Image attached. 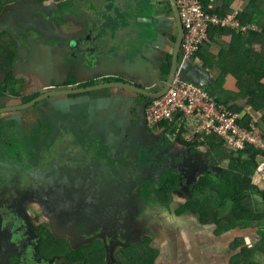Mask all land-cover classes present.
<instances>
[{"label": "flooded vegetation", "instance_id": "flooded-vegetation-1", "mask_svg": "<svg viewBox=\"0 0 264 264\" xmlns=\"http://www.w3.org/2000/svg\"><path fill=\"white\" fill-rule=\"evenodd\" d=\"M43 1L51 3L42 5L44 11L37 9L36 5L29 6L28 3L23 5L14 3L9 6L10 3L7 4L8 8L4 4L0 10V52L4 49L0 54V119L4 122L15 120L18 124V130H9L8 134H5L9 139L8 145L11 146L12 141L16 140L25 142L24 149L13 145L12 159L10 162L3 161L2 165L6 168L0 169V207L11 215L14 211L21 213L18 214L20 220L17 221V227L13 228L11 222H4L7 215H3L0 210V260L3 259L4 264H19L23 260L25 264H127L128 257L133 253L141 259L144 255L147 257L155 254L156 260L164 257L163 254L167 255V252H163L165 249L161 251L151 244L153 236L160 232L156 216L161 220L164 219L161 214L180 216L176 211L190 200L193 185L204 174L216 175L215 172L221 169L222 163L219 160H222V157L216 155V159L210 162L209 173L202 175L197 173L196 179L191 177L187 180L188 185L183 181L182 186L176 172H170L174 164L169 163L165 167L163 156L158 155L171 141L168 136L169 130L167 127L155 126L160 131L151 135L150 132L146 131L145 134L142 132V136L134 141L146 144L141 145L139 151V158L142 161L150 157L158 159L155 169L145 170L146 173L139 175L126 165L127 161L122 152L124 146L133 144L129 136L130 138L135 136L134 132L138 130L123 122L120 123V134L112 137L115 142H120L111 153L117 167L114 171L109 167L112 165V159L102 153L103 146L99 143L98 136L94 134L87 136L88 133L84 132L86 137L77 138V143H68L66 132L53 148L55 155L52 154L53 151L47 153L45 148L48 144L49 149L56 142L54 134L59 127L62 126L68 131L71 124L72 128L73 124L80 127L87 125L83 118L63 114V111L67 113L73 109L67 111L63 107L61 110L51 106L47 96L62 89L75 91L72 94H87L93 92L92 87L120 79L91 78L79 82L81 77L71 72L63 81L55 79L59 82L53 84L56 88L32 82L26 67L32 64L42 65L43 56L50 51L47 47H64L63 39L75 38L77 41L82 36L64 35L63 31L67 20L78 21L76 15L65 10L82 12V0ZM122 1L123 7L129 0ZM142 2L143 0H133V10L135 11ZM155 6L162 9L171 20L174 18L170 12L172 10L173 13L170 0H156ZM60 11L66 13L64 20L59 16ZM154 22H157V18ZM160 25L164 26L165 22L162 21ZM175 26L173 22L172 30ZM168 29L167 25L161 30L162 36L168 37L170 41V51L166 55L165 63L160 66V70L163 71L162 83L169 74V72L166 74L164 69L174 48L175 40H171V35L176 34L172 31L169 33ZM172 56L173 54L171 62ZM181 59L182 56L179 54V60L183 62ZM66 81L72 87L63 88ZM80 90L90 91L77 92ZM98 90L100 89H94ZM138 98L142 116L146 119L147 97L138 95ZM35 110L38 111V115L35 114ZM146 125H149L147 120ZM12 132H18L20 138L11 139ZM35 132L39 137L34 136ZM31 138L34 139L31 141L29 140ZM163 140H166L165 143H162ZM29 141L31 149L28 146ZM42 143L45 145L43 150ZM75 144L79 150H74L72 146ZM183 145L196 147L200 144ZM104 147L108 150L107 146ZM136 149L135 146L132 152L135 153ZM90 150L94 151L92 158L85 155ZM220 150L221 148L217 149L216 154L220 153ZM188 152L185 147L184 153ZM80 156L86 166L80 164L79 167L74 165L71 167L62 162L63 158L78 159ZM143 165L146 166L145 163ZM197 167L200 172L202 170L200 164ZM49 168L50 171H47ZM170 175L177 177V188L171 195L172 203L176 204L175 213L170 211L172 203L167 208L159 198L162 182ZM99 176L102 179H99ZM169 222L171 221H162L163 232L168 236V242L173 244L168 245V253L192 252L188 235L182 242L181 237L179 238L181 230L184 229L183 224L180 222L182 225L175 226ZM214 228L215 233L216 226ZM219 243L216 239L212 245L217 247ZM146 245L150 250L145 253ZM80 253H85L86 259L71 258L72 255ZM186 262L188 263L185 264H194L191 260Z\"/></svg>", "mask_w": 264, "mask_h": 264}, {"label": "crops", "instance_id": "crops-1", "mask_svg": "<svg viewBox=\"0 0 264 264\" xmlns=\"http://www.w3.org/2000/svg\"><path fill=\"white\" fill-rule=\"evenodd\" d=\"M34 1L30 0L29 4L36 5L39 10H42V5L48 2ZM98 1L82 0L84 12L82 11L80 16L76 15L78 21L70 20L68 22L66 19L67 21L63 30L64 35L75 34L77 37L84 34L85 23L100 22L108 19L107 23L102 22L96 31L90 33L91 40L79 37L78 42L72 44V46L80 44L87 47V49L70 48L65 45L67 39H63L64 42L62 44L64 47H47L50 51L43 56L42 65L32 64L26 67V72H28L32 82H38L41 86L56 88L53 84L59 83L57 80L63 81L69 77V73L74 72V74L81 77L78 80L79 82L91 78L94 80H105L108 77H116V80L120 79V81H126L148 90H157L163 80V71L160 70V66L165 63L166 55L170 51L169 38L163 37L161 30H164L168 25L169 33L173 32L171 17L166 15L162 9L155 6L156 0H154V5L152 6L146 3L149 0H143L142 3L138 4L135 11L132 5L133 0H129L130 2L128 1L123 7L121 4L122 0ZM254 1L211 0L210 3L219 13H227L230 10L240 8L241 14L245 18L247 17L245 15L247 13L243 14L244 11L249 12V14L257 12L258 8L255 6ZM147 18L151 20L148 21ZM156 18L157 20H161L154 22ZM258 20L260 21V25L251 21L243 22L244 24L253 25L246 30L210 28L206 41L197 55L190 60H186L207 71L213 82V86L209 88L215 93H219L216 96L228 100L227 106L231 107V110L239 115V120L242 123L247 121V113L250 112L254 115L257 123L264 124V95L262 97H255L252 92L248 93L249 89L251 91L257 87L259 75L264 71V33L260 34L264 31V14ZM162 21L165 22L164 26L160 25ZM151 31H155V35ZM141 35L145 39H148V43L144 47L141 45L139 46L140 48H133L130 41L132 40L134 44V40L138 36L141 38ZM135 51H138V54ZM239 81L242 83H239ZM261 83L264 84V76L261 78ZM65 84L66 86L63 88L72 87L67 81L64 82ZM78 94L70 93L49 98L48 102L57 108L61 109L63 107L67 111L73 109L72 112L65 113L63 111L64 115L71 114L73 118H83L87 125L80 127V125L73 124L72 128L71 124V126H68L71 128L69 132L64 127H59L54 134L56 135V142L49 149L45 148L47 153L48 151H53L52 154L55 155L53 148L59 143L62 138L61 136L66 132H68V136L71 137L70 140L72 141L77 140L78 135L86 137L84 132L88 133L87 136L94 134L99 137L100 134L96 130L98 128H102L103 130L105 122L110 124L113 119L119 125L117 127L109 125L106 131L108 136L111 133L113 136L119 134L121 122L134 126V130H138L140 133L144 132V134L146 131L150 132L149 135L160 131L155 126L146 125L141 113L142 107L138 105V95L141 96V94L136 89L121 87L118 84L101 88L91 93ZM149 100L147 98L145 102L148 103ZM89 101L92 102L94 109L92 116H88L87 120L84 116V109L88 108ZM101 118H103V123L100 124ZM257 123L255 121L251 122L254 125H257ZM162 128L166 127L162 126ZM9 130H18V124H16L15 120L14 122L12 120L4 122L0 119V136H5ZM82 130L83 132H80ZM258 133L264 139V130L259 128V126ZM168 134L173 142V145L168 149L172 156L184 153L185 147L190 152L189 155L191 157L198 155L202 160H206V158H210L208 156L216 154L217 146L213 141V137L216 138L215 134L204 135L202 138H195L191 141L184 139L180 134L174 138L170 133ZM178 137H181L183 141ZM135 139L136 136H132L131 138L129 136L130 141L134 142ZM111 142L117 145L120 143L119 141L115 142L114 139ZM185 142H192L190 145L193 143L200 145L188 147L183 145ZM72 147L74 150H79L77 144ZM223 150H226L224 144L221 146L219 152ZM43 152L39 153L42 154ZM228 153L229 156L219 160L223 167L229 163L232 156L236 157L238 155L235 152ZM263 160V155H260L258 162L261 164ZM257 179L263 180L259 173H256L254 176V182ZM254 207L256 208L255 204ZM257 209L263 211L264 207ZM182 215L176 217L173 214L169 216L161 214L160 216L164 217L163 220L171 221L169 222L171 225L175 224L177 226L183 224L184 229L181 230L179 238L181 237L182 242V239H185L184 237L188 235L187 239L190 240L191 244H189V247L192 252L184 254L176 251V253L169 254L167 248L163 251L164 253L167 252V255L163 254L164 257L157 259L155 264H185L188 263L186 260L194 261V264H233L234 258L240 254L238 253L240 252L238 249L241 250V247H238V244L236 246V243L239 240H245L246 242L252 240L251 233L241 229H234L230 233L216 236L213 224H202L198 220V216L193 213ZM163 220L156 216L158 226L162 227ZM180 222L182 224H179ZM159 235V232L155 234L153 236L154 240L152 238L153 242H151L156 249L159 238L161 236L167 237V235ZM216 239L220 242L219 246L213 247L212 244H214ZM235 246L236 248H234Z\"/></svg>", "mask_w": 264, "mask_h": 264}, {"label": "trees", "instance_id": "trees-1", "mask_svg": "<svg viewBox=\"0 0 264 264\" xmlns=\"http://www.w3.org/2000/svg\"><path fill=\"white\" fill-rule=\"evenodd\" d=\"M15 1L18 3L25 2L27 0H0L3 5ZM43 1V0H42ZM204 4H208L211 0H201ZM253 3V1H252ZM255 6L258 8L257 12L254 14H249V12L244 11L243 14L247 17L243 18L242 14L240 19L242 22H255V24L260 25L258 20L264 13V0H255ZM2 5V6H3ZM0 6V10L2 9ZM171 10V9H170ZM217 13L219 11L214 9ZM171 14L172 10L170 11ZM174 19V18H173ZM174 24L175 19H174ZM176 27V26H175ZM214 29H224L220 27H211ZM177 32V28H176ZM264 31L260 34H263ZM258 34V35H260ZM171 40H175V34L171 35ZM4 51V49H3ZM0 52V54L3 53ZM12 51V49H11ZM171 54H169L168 62L165 65V73L169 72L171 66ZM260 64V63H259ZM239 76V75H238ZM264 76V71L260 73L257 87L248 91V93H253L255 97H262L264 95V84L261 83V78ZM239 83H242L239 81ZM208 91L214 93V91L209 88ZM219 103H223L227 106V99L215 96ZM228 107V106H227ZM231 110V107H228ZM247 121L245 123L240 122L238 117V122L246 127H253L251 124L255 120L252 113H247ZM259 128L264 130V124L257 123ZM255 126L258 129V126ZM181 141V137H178ZM214 144L217 149L221 148L224 144L223 140L216 136L213 137ZM190 144L192 142H185ZM197 144V143H193ZM227 150H223L218 154L211 156V162L216 159V155L222 158L229 156ZM233 153V152H232ZM236 157L232 156L229 163L215 174H204L197 182L193 185L192 195L190 200L184 204L182 207L176 211L177 215H182L185 213H193L198 216L199 221L202 224H213L216 226V235H223L232 232L234 229H241L251 233L252 240L246 242L245 240H239L236 243L241 250L238 249V254L233 261V264H264V210L259 211L254 207L252 201L253 195L260 196L264 204V189L254 183V176L256 175L260 163L258 162V157L260 155L264 156V152L255 147H249L243 152L236 153ZM162 182V188L159 189L160 202L166 205L172 203V192L177 188V177L170 175L168 178ZM244 239V238H243ZM253 242V244H251ZM236 246L234 248H236ZM148 245L144 248L145 253L149 251ZM155 255H144L143 259L136 253H133L128 257L127 264H153L156 260ZM85 258V253H80L76 256H71V258Z\"/></svg>", "mask_w": 264, "mask_h": 264}, {"label": "built area", "instance_id": "built-area-1", "mask_svg": "<svg viewBox=\"0 0 264 264\" xmlns=\"http://www.w3.org/2000/svg\"><path fill=\"white\" fill-rule=\"evenodd\" d=\"M177 5L184 26L180 47L183 61L197 55L211 27L246 30L253 26L241 21L240 8L217 13L211 3L201 0H177ZM145 115L149 125L167 127L173 138L180 134L191 141L215 134L231 152H243L249 147L264 152V139L254 124L251 128L240 124L239 115L219 103L208 89L178 76L166 93L148 102ZM258 173L264 180V160Z\"/></svg>", "mask_w": 264, "mask_h": 264}, {"label": "water", "instance_id": "water-1", "mask_svg": "<svg viewBox=\"0 0 264 264\" xmlns=\"http://www.w3.org/2000/svg\"><path fill=\"white\" fill-rule=\"evenodd\" d=\"M148 3L150 6L154 5V0H149ZM170 3L172 4V9H173V15H174V19L176 22V28H177V32H176V37H175V41H174V48H173V56H172V62H171V68L169 71V74L167 76L166 81H164V83H162L161 85H159V89L157 90H148L144 87H139L135 84L126 82V81H107L105 82L103 85H98L95 87H92V91H94V89H101V88H105V87H109L112 85H118L120 84L121 87H125V88H130V89H136V91H138V93H140L142 96L149 98V102L156 97L162 96L164 93H166V91L170 88L171 83L174 81V79L178 76L179 78L183 79V80H189L191 82H194L198 85H201L205 88H209L211 86H213V82L212 79L209 77L208 73L206 70L201 69L200 67L193 65L190 63V61H185V62H180L179 60V54H180V47H181V42H182V38L184 35V26L180 17V13H179V8L177 5V0H170ZM152 9V7H150ZM149 9V7H148ZM44 11V10H41ZM130 11V10H129ZM65 12H69L72 14H76L77 16L81 15L80 11H69L68 9L65 10ZM64 16V15H62ZM64 20V18H63ZM148 21H150L151 19L147 18ZM109 20H105V21H100V22H88L85 23L86 26L84 28V34H82L81 37H84V39L87 40H91V35L90 33L92 31H96V29L98 28V26L102 23L105 22L107 23ZM90 25V26H89ZM86 35V36H85ZM66 46L68 47H73L72 44L76 43L78 41H75V38H67L66 41ZM130 43H132L131 45H133V48H138L139 46L143 45V47L148 43V39H145L143 36L140 38V36L137 37L136 40H134V44L133 41L131 40ZM75 47H77L78 49L81 50L82 49H87V47L82 46L80 44L76 45ZM140 48V47H139ZM136 54H138V51H135ZM72 90L70 89H62L61 91H55V94L49 95L47 96L48 98L53 97V96H58V95H67L70 93H74L71 92ZM85 91H90V90H80L77 92H85ZM216 94L218 95L219 93H213V95L216 96ZM51 106H55V105H51ZM143 106V105H142ZM93 104L92 102H88V108L84 109L85 110V114L84 116L86 117V119L88 120V116H92L93 114ZM254 111V110H253ZM146 123V119L144 120ZM103 123V118H101L100 120V124ZM109 125L115 126L117 127L118 122L113 119L112 122H110V124H108V122H105L104 124V129L102 130V128H98L96 130V132H98L100 134V136L98 137V141L99 143L103 146V148L101 149L102 153L107 154V157H109L110 159H112V165H110L109 167L114 171L117 169L116 167V163L113 161L114 157L112 156V151L115 148V146H117L116 143H113L111 141H113L112 138V133L110 134V136H108V133H106V131L109 128ZM94 128V127H93ZM121 128V127H120ZM119 128V130H120ZM71 128L68 129V132L70 131ZM96 129V128H94ZM113 132V131H112ZM136 138H140V136H142V133H140L139 131L134 132ZM120 134V131H119ZM60 136V135H59ZM62 137V136H61ZM70 136H68V138L66 139V142H74L77 143L78 140L72 141L70 140ZM77 138H81L80 135L77 136ZM82 139V138H81ZM166 140H163L162 143H165ZM65 142V140H64ZM145 146L146 144H141L139 143H134L131 146H124V148L122 149L125 161H127L126 165L131 168L135 173H139V175L146 173V171H152L153 169L156 168V162H158V159H153L152 157L150 158H145L143 161L139 158L140 155V147ZM173 145V142L171 141L170 143H168L163 149H161L159 151L158 155H162L163 159L162 161L165 164V167H167L170 164H174L171 168H170V172L175 171L177 176L180 178L179 182L180 184L183 186V181H185V185H188V179H190L191 177L196 179L197 178V173H199V175H202L203 173H209L210 171V165L211 164V156H208L210 158H206V160H199V156L198 155H194V156H190V152L188 153H180L176 156H172L169 152V148ZM104 146L108 147V150H106V148ZM137 147V149L135 150V153L132 152L134 147ZM228 152H231L229 150H227ZM94 151L90 150L88 152L85 153L86 156H91L92 153ZM13 153L4 150V148H2L0 146V169H4L6 167H4L2 165L3 161H8L10 162V159H12V155ZM135 156V157H133ZM92 158V156H91ZM90 158V159H91ZM64 163L68 164V166L73 167L74 166H78V165H82V166H86L84 163L85 161H82L81 156L78 157V159H73V158H63ZM143 163L146 164V166L143 165ZM200 164L202 170L199 172L198 169V165ZM79 167V166H78ZM51 168H49L47 171H50ZM219 169V168H218ZM144 171V172H143ZM188 173H190V175H187ZM99 179H102L101 176H99ZM1 206V205H0ZM49 207V206H48ZM8 208H12L10 206H8ZM175 208H176V204L172 203L171 204V210L173 213H175ZM0 210L2 211L3 215H7L6 218H4V222L9 223L11 222L12 227L16 228L18 225V220H20V216L18 214H21L19 211H14V214L11 215L10 213L6 212L5 210H3L0 207ZM17 214V215H16ZM185 214H183L182 216H184ZM181 216V217H182Z\"/></svg>", "mask_w": 264, "mask_h": 264}, {"label": "rangeland", "instance_id": "rangeland-1", "mask_svg": "<svg viewBox=\"0 0 264 264\" xmlns=\"http://www.w3.org/2000/svg\"><path fill=\"white\" fill-rule=\"evenodd\" d=\"M23 1V0H22ZM29 1L30 0H27V1H25V2H21V5H23L24 3H28L29 4ZM33 2H35L34 0H33ZM11 3V4H10ZM14 3H18V2H15V1H10V2H8V3H6V5H5V7H7L8 8V6H7V4H10L9 6H11L12 4H14ZM51 3H47V4H45V5H50ZM3 5V2H0V6H2ZM29 6H32V4H29ZM1 8V7H0ZM32 8V7H31ZM61 12V11H60ZM64 14H66L65 12H61V13H59V16H61V17H63L64 18V16H62V15H64ZM74 15H76V14H74ZM158 21V20H157ZM174 21H173V19H172V23H173ZM174 26H175V24H174ZM152 32V34L153 35H155V31H151ZM176 33V28L174 27V30H173V33ZM176 35V34H175ZM143 36V35H142ZM176 37V36H175ZM193 58V57H192ZM36 111V110H35ZM36 115H38V111H36V113H35ZM259 134V133H258ZM34 136L35 137H39V134H37L36 132H35V134H34ZM13 138V140H16V138H20L19 137V134H18V132H12V134H11V139ZM34 138H31V139H29V140H33ZM12 141V140H11ZM13 143H12V145L10 146V145H8L9 144V139H8V137H6V136H0V146L2 147V148H4V150H7V151H9V152H13L14 151V148H13V145H15V146H18L19 148H21V149H24L25 148V142H22V141H18V140H16V141H12ZM42 147H41V150H43V148L45 147V145H44V143H42ZM225 145V144H224ZM29 148L31 149V142L29 141ZM47 146H48V144H47ZM47 146H46V148H47ZM225 148H226V150H229V151H231V149L229 148V147H227V145H225ZM256 185H259V186H261L263 189H264V180H256V182H254ZM252 201H253V203L255 204V206H256V208H263L264 207V204H263V200H262V198L260 197V196H257V195H253V197H252ZM158 229H159V234H161V235H166L164 232H163V230H164V226L162 225V227L161 226H158ZM160 236V235H159ZM231 237V236H230ZM200 240L202 241V239L200 238ZM169 244H171V246H173V244L172 243H170V242H168V236H167V238L166 237H160L159 238V242H158V245H157V248H159V249H165L166 250V248H168V245ZM251 244H253V242H251ZM168 251V250H167ZM0 264H4V262H3V259H1L0 260ZM19 264H25V260H23L22 262H19Z\"/></svg>", "mask_w": 264, "mask_h": 264}]
</instances>
